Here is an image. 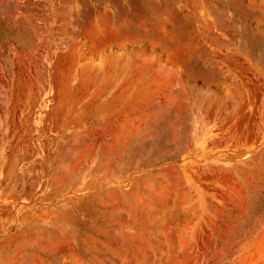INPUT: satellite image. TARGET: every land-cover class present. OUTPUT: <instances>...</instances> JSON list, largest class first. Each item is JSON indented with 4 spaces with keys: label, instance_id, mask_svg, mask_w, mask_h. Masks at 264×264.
<instances>
[{
    "label": "rangeland",
    "instance_id": "rangeland-1",
    "mask_svg": "<svg viewBox=\"0 0 264 264\" xmlns=\"http://www.w3.org/2000/svg\"><path fill=\"white\" fill-rule=\"evenodd\" d=\"M0 32V264H264V0H0Z\"/></svg>",
    "mask_w": 264,
    "mask_h": 264
},
{
    "label": "trees",
    "instance_id": "trees-1",
    "mask_svg": "<svg viewBox=\"0 0 264 264\" xmlns=\"http://www.w3.org/2000/svg\"><path fill=\"white\" fill-rule=\"evenodd\" d=\"M235 14H236L237 17H241L243 23L247 24V29H251V28L254 27V22L250 18L247 19V18L239 15V13H237V12ZM6 39L12 40L11 38L6 37L2 32H0V41H4ZM242 48H243V51L245 53H251V55L253 57H256L258 52H262L263 51V47L262 46L258 50L257 47L253 44V42L251 44H249L248 41H247L245 33L242 34Z\"/></svg>",
    "mask_w": 264,
    "mask_h": 264
},
{
    "label": "water",
    "instance_id": "water-1",
    "mask_svg": "<svg viewBox=\"0 0 264 264\" xmlns=\"http://www.w3.org/2000/svg\"><path fill=\"white\" fill-rule=\"evenodd\" d=\"M195 40H196L199 44H201V39L199 38L198 35H195ZM202 50H203V52L206 53V49H204V47H202Z\"/></svg>",
    "mask_w": 264,
    "mask_h": 264
}]
</instances>
